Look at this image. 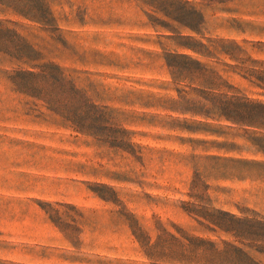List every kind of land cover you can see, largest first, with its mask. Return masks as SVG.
I'll use <instances>...</instances> for the list:
<instances>
[{
    "label": "rangeland",
    "instance_id": "rangeland-1",
    "mask_svg": "<svg viewBox=\"0 0 264 264\" xmlns=\"http://www.w3.org/2000/svg\"><path fill=\"white\" fill-rule=\"evenodd\" d=\"M7 2L0 264H151L142 244L174 228L241 248L183 207L264 218V0H44L47 29ZM5 29L39 60L16 63ZM45 62L103 109L100 137L13 89V70Z\"/></svg>",
    "mask_w": 264,
    "mask_h": 264
},
{
    "label": "trees",
    "instance_id": "trees-1",
    "mask_svg": "<svg viewBox=\"0 0 264 264\" xmlns=\"http://www.w3.org/2000/svg\"><path fill=\"white\" fill-rule=\"evenodd\" d=\"M7 4L15 7L13 11L17 15L42 28L53 26V19L44 0H8ZM1 30L0 23V32ZM4 31L12 36L11 40L16 44V49L11 54L16 63L29 65L39 60L22 37L13 30ZM8 79L16 92L37 100L47 111L68 123L75 131L100 137L98 133L103 125V109L89 102L83 91L56 64H32L27 69L13 70ZM122 145L119 144V147ZM195 184L193 181L191 188ZM194 199L199 204L204 203L202 197ZM199 204H185L183 210L204 231L229 235L242 247L221 241V247L218 248L214 242L189 235L180 228H174L175 234L161 230L162 233L156 236L153 244H142L151 264H260L249 251L264 255V218L256 214H252L250 218H239L219 210H209Z\"/></svg>",
    "mask_w": 264,
    "mask_h": 264
}]
</instances>
